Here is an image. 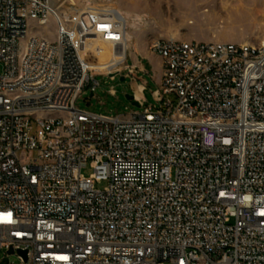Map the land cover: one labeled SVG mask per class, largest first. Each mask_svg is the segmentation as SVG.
Segmentation results:
<instances>
[{"label": "built area", "instance_id": "obj_1", "mask_svg": "<svg viewBox=\"0 0 264 264\" xmlns=\"http://www.w3.org/2000/svg\"><path fill=\"white\" fill-rule=\"evenodd\" d=\"M95 6L0 0V264H264V45L154 41L158 107L91 114Z\"/></svg>", "mask_w": 264, "mask_h": 264}, {"label": "rangeland", "instance_id": "obj_2", "mask_svg": "<svg viewBox=\"0 0 264 264\" xmlns=\"http://www.w3.org/2000/svg\"><path fill=\"white\" fill-rule=\"evenodd\" d=\"M72 5V4H71ZM96 5L98 8H116L122 15L140 19L137 25L127 31L131 32V49L127 48L128 66L135 60L138 52V41L150 50L154 41L176 39L193 42H221L259 46L264 42V0H75V8ZM53 29V28H52ZM124 32V31H123ZM53 39L55 35H46ZM93 41L85 49V58L91 69L95 70L99 86L80 97L75 106L77 109L101 116L115 117L140 111L126 99L135 92V82L124 73L114 78L106 75L108 61L111 59L108 50L99 51ZM106 46V44H104ZM111 49V46H110ZM122 50V49H121ZM115 52V63L125 60L122 50ZM158 57V56H157ZM150 57L142 65L146 73L139 72V83H147L143 101L156 106L152 92L158 90L161 80V59ZM117 64V63H116ZM120 70V69H119ZM117 66L113 73L117 72ZM2 66L0 65V74ZM98 73V74H97ZM150 73L151 75L147 74ZM124 77L125 80L121 81ZM112 89L114 94H110ZM91 94L93 96L91 97ZM93 173L90 163L82 169L84 177ZM105 183L96 184L98 190L105 188Z\"/></svg>", "mask_w": 264, "mask_h": 264}, {"label": "crops", "instance_id": "obj_3", "mask_svg": "<svg viewBox=\"0 0 264 264\" xmlns=\"http://www.w3.org/2000/svg\"><path fill=\"white\" fill-rule=\"evenodd\" d=\"M72 5H75V4H72ZM104 9H106L109 12L117 13V16H119L118 21L123 26V31L125 28V41L123 40V43H122V50L125 53L127 48H129V50L131 49V44L129 46V42L131 40V34H130L131 32L127 31V25H129L128 26L129 30L132 31V28L135 27L134 25H137V21H139L140 19H138L137 17L136 18H132L130 16L126 17V16L122 15L121 10L116 9V8L111 7V8H104ZM93 43H94L93 44L94 46L98 47L100 52H102L104 49L108 50L109 55H111V57H112L111 59H109V61L113 60L115 62V52L113 51V45L111 43H105V42H102L100 40H94ZM104 44H106V46H104ZM110 46H111V49H110ZM126 54H125V58H126ZM150 57H157V55L152 53L150 50L145 49L144 43H142L141 41H138V52H137V54H134L132 56V58L135 60V62L132 65H137L139 67V69L144 70V66L142 65V63L144 62L145 59H149ZM157 58L159 59V57H157ZM124 61H125L124 58H121V60L119 62H116L117 64L115 63V67L117 66L118 71H119L120 66L123 64ZM127 62H128V60H127ZM147 74L151 75L150 73H147ZM141 84L145 88L148 87L147 83L142 82ZM135 85H136L135 92H134L135 97L143 100L145 91H141V87H138L137 84H135Z\"/></svg>", "mask_w": 264, "mask_h": 264}, {"label": "water", "instance_id": "obj_4", "mask_svg": "<svg viewBox=\"0 0 264 264\" xmlns=\"http://www.w3.org/2000/svg\"><path fill=\"white\" fill-rule=\"evenodd\" d=\"M115 76H117V74H116V75H110V77H115ZM124 80H125V78L122 77V78H121V81H124ZM92 96H93V94H91V97H92ZM126 99H127L128 101H130V102L132 103L133 106L139 108L140 105H139V103H137V101H135V97H134V95H132V96L127 95V96H126ZM9 254H13V251L10 250V251H9ZM17 254H19V255L22 256L24 259H26V252H25V251H17Z\"/></svg>", "mask_w": 264, "mask_h": 264}, {"label": "bare ground", "instance_id": "obj_5", "mask_svg": "<svg viewBox=\"0 0 264 264\" xmlns=\"http://www.w3.org/2000/svg\"><path fill=\"white\" fill-rule=\"evenodd\" d=\"M67 1H68L70 4H75V0H67ZM260 45H264V42H262ZM82 57H83V59L86 61V58H85V51H84ZM86 62H87V61H86ZM114 67H115V62H114L113 60H110V61L108 62V66H107V68H106V73L109 74V77H110V75H116V74L113 73V69H114ZM112 78H114V77H112ZM136 98H137V97H136Z\"/></svg>", "mask_w": 264, "mask_h": 264}, {"label": "flooded vegetation", "instance_id": "obj_6", "mask_svg": "<svg viewBox=\"0 0 264 264\" xmlns=\"http://www.w3.org/2000/svg\"><path fill=\"white\" fill-rule=\"evenodd\" d=\"M114 69H115V67H114ZM114 69H113V70H114Z\"/></svg>", "mask_w": 264, "mask_h": 264}]
</instances>
